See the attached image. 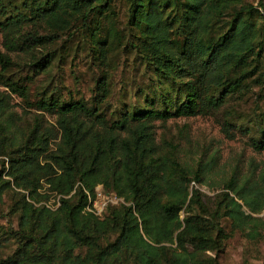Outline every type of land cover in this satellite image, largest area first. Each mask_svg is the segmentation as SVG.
Wrapping results in <instances>:
<instances>
[{
    "label": "trees",
    "instance_id": "obj_1",
    "mask_svg": "<svg viewBox=\"0 0 264 264\" xmlns=\"http://www.w3.org/2000/svg\"><path fill=\"white\" fill-rule=\"evenodd\" d=\"M111 11L112 0H0L2 43L9 52H30L28 70L40 72L51 54L35 49L55 38L56 25ZM127 18L134 31L127 43L150 72L147 106L127 105L110 116L102 106L107 76L97 77L90 101L60 99L43 87L33 102L57 115L52 147V128L39 119L14 130L0 95V196L11 189L10 210L18 213L17 226L5 232L13 249L0 264H215L201 255L221 245L220 216L243 229L264 205L248 177L232 175L207 208L202 191L189 190L201 168L181 164L154 132L156 119L217 109L241 95L264 53V0H129ZM42 24L52 31L36 28ZM14 61L0 54V81L27 97L30 74L2 72ZM253 146L264 148V126ZM41 180L59 194L54 209L41 202L49 198ZM97 183L125 202L101 214L86 210L84 188Z\"/></svg>",
    "mask_w": 264,
    "mask_h": 264
},
{
    "label": "rangeland",
    "instance_id": "obj_2",
    "mask_svg": "<svg viewBox=\"0 0 264 264\" xmlns=\"http://www.w3.org/2000/svg\"><path fill=\"white\" fill-rule=\"evenodd\" d=\"M247 1L257 3L258 0ZM128 4L129 0H112L111 12L92 14L85 22L81 18H73L69 23L56 25L55 38L35 49L37 54L46 51L51 54V61L40 72L28 70L30 52L6 51L0 31V54H7L15 60L9 69L2 72L11 77L24 76L26 73L32 77L28 83L27 97L0 81V95L7 102L6 113L10 115L14 130H27L39 119L43 126L52 128L53 137L49 142L52 147L55 146L59 139L57 115L37 108L33 101L38 98L43 87L60 99L90 101L99 76H107L109 95L102 106L110 116L127 105L147 106L144 92L149 90L150 72L149 69L145 70L127 43L128 37L134 33L128 24ZM36 28L41 32L52 31L43 24ZM105 36V42L100 44L101 48L98 47L95 41L99 42ZM252 69L257 72L247 77L241 95L229 98L219 108L154 121L156 142L174 150L177 159L189 170L201 168V180L191 181L189 190L191 192L192 187H198L207 208L213 206L215 197L223 190L224 182L232 175L239 178L240 182L248 177L249 185L253 184L254 189L264 193V148L256 149L253 146V140L261 136L264 126V53ZM2 158L0 155V168ZM42 184L39 190H46L48 185ZM56 197L55 192H49L48 200L41 202L55 206ZM13 200L11 189L2 192L0 255L3 256L14 246V240L6 238L5 233L9 226L16 227L18 222V213L10 210ZM124 202L123 198L120 203ZM196 209L202 212L201 207ZM184 214L182 209L179 213L181 219ZM253 215L255 217L243 229L233 227L230 219L220 216L219 221L224 228L220 237L221 245L218 251L206 250L201 257H215V264H264V205Z\"/></svg>",
    "mask_w": 264,
    "mask_h": 264
},
{
    "label": "built area",
    "instance_id": "obj_3",
    "mask_svg": "<svg viewBox=\"0 0 264 264\" xmlns=\"http://www.w3.org/2000/svg\"><path fill=\"white\" fill-rule=\"evenodd\" d=\"M84 192L87 196L85 209L92 211L95 214H101L106 206L110 204L120 203L121 201L123 202L121 196L112 191L104 190L102 184H96L93 190L84 188ZM45 204L52 209L56 208L59 205V194L56 197L55 206H52L47 202H45Z\"/></svg>",
    "mask_w": 264,
    "mask_h": 264
}]
</instances>
